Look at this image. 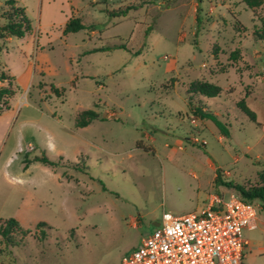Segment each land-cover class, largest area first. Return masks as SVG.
<instances>
[{
  "label": "rangeland",
  "instance_id": "1",
  "mask_svg": "<svg viewBox=\"0 0 264 264\" xmlns=\"http://www.w3.org/2000/svg\"><path fill=\"white\" fill-rule=\"evenodd\" d=\"M16 2L33 31L0 36V71L15 92L0 101V220L31 233L0 236V264H120L165 212H197L209 194L228 199L225 183L262 187L264 41L255 33L264 6L255 17L240 0ZM118 10L126 16L109 14ZM10 12L0 0V27ZM71 19L87 29L66 33ZM195 80L226 89L206 105L231 138L192 124ZM243 99L256 121L238 108ZM86 110L98 119L78 127ZM43 156L53 165L34 161ZM254 205L244 263L264 264V201Z\"/></svg>",
  "mask_w": 264,
  "mask_h": 264
},
{
  "label": "built area",
  "instance_id": "2",
  "mask_svg": "<svg viewBox=\"0 0 264 264\" xmlns=\"http://www.w3.org/2000/svg\"><path fill=\"white\" fill-rule=\"evenodd\" d=\"M258 226L253 203L237 193L228 199L213 194L197 212H165L159 226L120 264H245L250 245L245 231Z\"/></svg>",
  "mask_w": 264,
  "mask_h": 264
},
{
  "label": "trees",
  "instance_id": "3",
  "mask_svg": "<svg viewBox=\"0 0 264 264\" xmlns=\"http://www.w3.org/2000/svg\"><path fill=\"white\" fill-rule=\"evenodd\" d=\"M240 3L245 4L248 8H250L254 12L255 17L257 10L264 6V0H240ZM7 4L11 7V12L7 17V24L0 27V36L24 38L25 36L30 35L33 31V27L31 21L26 15L25 9L18 7L16 0H7ZM127 10H129V8ZM127 10H118L109 14L117 17H125ZM261 21L263 23L262 30L256 31L255 35L257 40L264 41V19H261ZM236 27L239 32L246 30V27L240 21H237ZM84 29H87V27L82 24L80 19H71L66 24L65 32L77 33ZM235 56H237V54H234V57ZM5 81H8L10 86L0 87V101H3L6 97H12L15 94L11 87L13 78L5 71H0V82ZM52 90L58 92L59 89L53 87ZM225 92L226 89L217 84L206 80H195L188 85L186 100L189 109L188 116L195 120L210 121L218 129L221 136L229 139L232 135L230 124L223 121L220 116L211 112L206 105L207 99H216L222 96ZM237 105L246 116H248L251 120L256 121L255 113L250 109L244 99L238 102ZM95 119H98V115L92 110H86L79 116L78 127H87ZM34 161L43 163L44 165H53V163L46 156L36 158ZM259 178L262 182V187L246 188L235 183H225V185L233 189L235 193H237L238 196L245 202L254 204V201L256 200L264 201V173H260ZM215 183L217 185L223 183L222 177L219 173H217ZM43 227H48V225L42 222L39 223L38 228ZM18 232H21L23 236H27L31 233L30 230L25 231L15 219L0 220V236L2 239L11 240V236ZM38 239L40 240L41 238Z\"/></svg>",
  "mask_w": 264,
  "mask_h": 264
},
{
  "label": "crops",
  "instance_id": "4",
  "mask_svg": "<svg viewBox=\"0 0 264 264\" xmlns=\"http://www.w3.org/2000/svg\"><path fill=\"white\" fill-rule=\"evenodd\" d=\"M38 60H40V58L38 57ZM210 121H201V120H195V119H193L192 120V124L195 126V128H196V130H197V132H203L205 129H208L209 128V123ZM145 136V138L147 139V140H149V134H145L144 135ZM221 139H222V137H221ZM179 143H182V140H180V141H178ZM179 145H182V144H179ZM138 150L139 149H144V148H137ZM179 150H183V147L182 146H179ZM210 165H211V167H212V169L216 172L217 170H218V168H215L214 167V165L211 163V162H208ZM215 178H216V174H215V176H214V178H213V180L215 181ZM210 195V194H209ZM209 195L206 197V200L204 201V204H205V202L208 200V197H209ZM203 204V205H204ZM203 207V206H202ZM201 207V208H202ZM200 208V209H201ZM159 223L160 222H156L155 223V227L157 228L158 226H159ZM154 231V230H153ZM153 231H151L148 235H150ZM148 235H146V236H148ZM146 236H144V237H146ZM246 237V236H245ZM143 238V237H142ZM247 239V238H246ZM248 240V239H247ZM249 241V240H248ZM249 243H250V245H249V247H251V242L249 241ZM248 247V248H249ZM247 248V249H248Z\"/></svg>",
  "mask_w": 264,
  "mask_h": 264
}]
</instances>
